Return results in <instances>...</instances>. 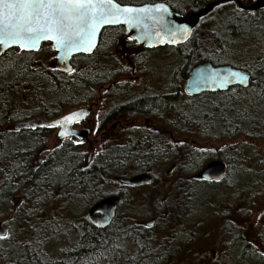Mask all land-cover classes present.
I'll use <instances>...</instances> for the list:
<instances>
[{
  "label": "trees",
  "instance_id": "1",
  "mask_svg": "<svg viewBox=\"0 0 264 264\" xmlns=\"http://www.w3.org/2000/svg\"><path fill=\"white\" fill-rule=\"evenodd\" d=\"M210 1L184 0L182 3L184 7L196 10ZM169 3L174 10L184 11L172 2ZM238 31L252 37L259 47L258 54L246 64L220 61V55L228 52L226 37ZM205 32L209 43H203L202 47L193 44V50L186 61L230 63L248 72L250 82L246 88L234 85L225 91L196 96L185 111L182 110V114L203 119L209 126L202 139H222L228 145L213 153L206 151L186 154L184 162L189 165L182 172L190 180L189 174L197 172L198 166L205 160H224L229 164L226 180L206 183L209 189L213 190L212 186L215 185L233 186L237 180L235 172L238 175L240 172L250 179L244 178L248 184L241 188V193H237L246 195L250 190H256L251 194L261 191L258 194L264 196V180H261L264 179V152H256L251 146L253 141L264 144V9L249 12L237 8L234 16L225 20L223 32L218 27L206 28ZM49 46L45 44L40 53H28L14 47L0 56V204L10 203L13 207L15 197H21L30 200L34 206L31 211H21L20 206L15 208V216L10 219L19 223L26 236L23 231L14 238L4 222L8 238H0V264H162L166 253L164 246L155 248L153 235L138 225L137 210L141 202L137 203L132 197L131 205L125 210L121 209L125 204V189L118 188V184L111 179L143 173L141 165L150 156L139 154L137 150L131 151L129 147L114 148L105 157V161L84 167L66 150H54L40 157L32 154V150H14L15 138L32 145L40 140L35 135L29 138L9 137L8 125L35 115L56 116L64 105L76 106L86 102L91 97L90 85L101 82L100 74L94 72L98 70V65L96 67L87 60L79 69V62L86 59L78 57L73 59V71L62 77L52 65L51 58L46 63L39 57L41 53L50 54ZM179 66L183 73L188 68L185 63ZM148 105L140 103L137 108L143 109ZM235 140L240 141L238 145ZM253 171H258L262 177L254 183L250 182ZM191 189L193 194L195 187L191 186ZM110 194H119L121 203L113 222L107 227L98 228L86 217H80L81 226L77 228L79 239L74 248L63 251L58 257H52L41 250V245L50 235L49 231L56 228L55 221L60 223L64 218L52 214L40 217L43 207L49 210L51 205L57 203L58 210L68 211V205L80 197L83 205L89 208L95 201ZM209 196L215 198L214 195ZM145 197L144 202L149 201V196ZM28 236V239L24 238ZM261 238L264 243V232ZM158 254L161 256L158 257ZM254 258L255 262H264L263 256L257 255Z\"/></svg>",
  "mask_w": 264,
  "mask_h": 264
},
{
  "label": "flooded vegetation",
  "instance_id": "2",
  "mask_svg": "<svg viewBox=\"0 0 264 264\" xmlns=\"http://www.w3.org/2000/svg\"><path fill=\"white\" fill-rule=\"evenodd\" d=\"M116 1L121 4L161 1L171 7L169 0ZM182 1L184 2L180 0ZM250 1L248 0L247 3ZM226 4H234L239 8L235 1L227 3L225 1L214 6L204 18L199 20L187 40L171 45L146 46L129 36L124 25L105 26L91 54L79 53L70 59L72 69L75 57L86 59L79 62L77 66L79 69L87 60H90L94 66L98 65V70L94 72L100 74L101 82L90 85L91 97L86 102L56 116L35 115L7 126L9 137L29 138L35 135V138L40 140L32 145V143H22L21 139L18 141L15 138L14 150L31 151L42 146L43 150L47 148L43 155L54 150H66L74 157L77 156L84 167L105 161V157L114 148L129 147L131 151L137 150L139 154L150 156L140 169L152 177L151 182L128 186L139 189L149 187L150 190L155 189L160 193H163L162 188H168L163 196L168 199L169 209L157 212L150 220L138 222L142 230L153 235L155 248L164 246L166 253L162 264H176L178 261L182 263L190 261L193 264L243 262L254 264L255 256L264 257L262 255L264 243L261 240L264 232V201H260L264 196L246 194L242 197L237 193L223 198L216 196L212 199L214 201H211L212 203L208 202L209 198L197 196L200 192L195 185L197 181L206 184L226 180L229 164L224 160L222 161L226 165V174L219 180L204 179L199 176L200 170L210 160H205L198 166L197 172L189 174L190 180L184 179L187 174L182 172V169L189 165L184 162L186 154L204 152L203 148L189 145L195 137L202 139V135L209 128L203 119L182 114V110L185 111V108L191 104L192 98L209 93L201 92L193 95L185 90V82L192 67L199 63H188L186 58L193 50V44L202 47L205 43L207 16ZM189 10L191 9L185 7L182 12L174 11L183 15ZM45 44L50 45L49 58L52 59L51 63L54 66L55 50L51 42H43L37 51L26 52L40 53ZM157 59L172 61L166 68L165 77L158 76L157 62H155ZM184 63L188 68L183 73L179 65ZM58 72L62 77L68 74L61 70ZM174 80H177L176 83L173 82ZM140 103L150 105L138 109ZM76 108H88L89 111L84 118L69 125L68 129L74 134L66 137L58 136L61 126L53 123L25 129L14 128V125L22 120L41 118L49 121ZM50 137L54 140V146L45 143ZM156 171L161 175L160 177L156 176ZM116 177L114 179L118 182V188L127 185L120 183ZM191 186L195 187L193 194H191ZM17 199L15 197V201ZM197 207H200L198 212L193 210ZM116 213L117 209L115 216ZM211 224L214 226L212 227ZM177 253L182 258H175ZM188 256L192 258L187 259Z\"/></svg>",
  "mask_w": 264,
  "mask_h": 264
},
{
  "label": "water",
  "instance_id": "3",
  "mask_svg": "<svg viewBox=\"0 0 264 264\" xmlns=\"http://www.w3.org/2000/svg\"><path fill=\"white\" fill-rule=\"evenodd\" d=\"M226 0H212L206 3L204 6L196 9L186 11L183 15L171 9V7L165 2H154V3H143V4H121L116 0L114 3L118 4L121 8L131 7L135 9L148 8L150 11L147 12H136L129 15L119 14L118 18L111 23L101 24L96 34L92 39L93 47L90 51L81 49L78 51H71L65 54L64 51L58 50L54 47L55 41L42 40L39 42L36 50H23V51H37L43 42H51L55 50V62L54 67L63 72L69 73L68 69H72L70 65V59L73 55L84 53L91 54L97 46L99 34L105 26L111 25H124L129 36L137 40L139 43L146 46H161L165 44H176L187 40L199 20L204 18L214 6L225 2ZM235 1L241 10L254 12L260 9H264V0H251L249 3H244L241 0ZM162 4L165 6L167 11L157 10L155 5ZM182 26H187L190 31L183 33ZM171 30V33L169 32ZM19 48V46H8L0 47V56L10 48ZM20 49V48H19ZM243 72L247 73L249 78L250 74L240 67H236L230 63L212 64L209 61H201L195 64L185 82V90L190 94H199L201 92H216L225 91L229 87L239 85L241 87H248L249 83L245 85L238 81V79H230L227 83L222 84L230 72ZM88 108H76L71 110L60 117L45 121L41 118H31L22 120L14 125L15 129H25L28 127H36L40 125L55 124L61 126L58 136L66 137L74 134L73 131L69 130V125L78 120L84 118L88 114ZM71 113H78L77 116L73 117L70 121H65L63 118L70 115ZM64 135H61V133ZM226 174V165L220 159H213L207 162L199 172V176L207 179L219 180ZM116 179L120 183L127 185H140L149 183L152 177L148 173H137L131 176H117ZM121 203V196L118 194H110L104 196L92 205L89 206L86 212V219L94 226L98 228L107 227L113 217L115 216L116 209ZM0 228L5 229L8 234L6 225L0 220Z\"/></svg>",
  "mask_w": 264,
  "mask_h": 264
},
{
  "label": "rangeland",
  "instance_id": "4",
  "mask_svg": "<svg viewBox=\"0 0 264 264\" xmlns=\"http://www.w3.org/2000/svg\"><path fill=\"white\" fill-rule=\"evenodd\" d=\"M169 1L175 4L176 6H179L180 9H183V10L185 9L183 3L180 2V0H169ZM247 1L248 0H243L244 3H247ZM236 10L237 8L234 4L233 5L226 4L225 6L221 8L213 10L206 18L208 23L205 28L210 29V28L218 27V29L221 30V32H223L225 20H229L230 18H232V16H234V12L236 13ZM223 35L221 36L224 37L227 34L224 36ZM226 38H228L226 41V44H227L226 47L228 48V52L220 55V61L222 62L229 61L231 63L233 62L234 64H246L249 59L255 57L258 54L259 47L255 44V41L252 39V37L248 36V34H246L245 32L241 33V31H238L236 32L235 35L228 36ZM205 43L206 45L209 43V40L207 38H206ZM49 55L50 54L41 53L39 57H41V59L46 62L49 59L48 57ZM155 62H157L156 65L158 67V74H159L158 76L162 77L163 75V77H165V74H166L165 72L167 70L166 68L170 66L172 61L165 60V59H157ZM73 107L75 106L64 105L62 107L61 113L68 111ZM239 142L240 141L235 140V144L238 145ZM45 143H47L50 146H54V140L52 137L47 138V142ZM251 143H252L251 146L255 148L256 152H264L263 143L258 142V141H253ZM189 146L203 148L204 152L209 151L210 153H213V152H217L221 148H226L228 145L222 139L217 140V141H210V140L206 141L204 139L195 137L193 142ZM46 150L47 148L46 149L44 148L43 150L41 146L38 149H33L32 154L36 155L37 157H40L43 155V153ZM76 157L77 156L73 158L76 159ZM235 175L237 177V180L233 186L230 184H227V186L215 185V186H212L213 190L207 187L208 184H204V183L197 181L195 185H196V188H199L198 190H200L199 194L197 193V196H202L204 198H210L209 195H214L215 197L221 196V198H223L227 195L236 194L238 191L241 190V188L245 184H248L247 183L248 181H246V179L244 178L246 177H248V179L250 178L249 176L242 175L240 172H239V175L236 174L235 172ZM156 176L160 177L161 175L156 171ZM0 177H1V174H0ZM250 177H251L250 182H253V183L255 180L257 181L259 180V178H262L259 175L258 171H253ZM185 178L186 176L184 177V179ZM111 179L113 182L118 184V182L114 178H111ZM261 180H264V179H261ZM123 188L125 189L126 199L124 200L125 204H123L121 209L125 210L126 208H128L131 205L130 198L134 197L135 198L134 201H137V203L141 202L139 209L137 210L138 220H142V221L150 220L151 216L155 215L157 212L166 211L169 209L168 199L163 196L164 193H166V190H168L167 187H164L161 189L163 193L157 192L155 189L150 190L149 187H142L141 189L138 188L134 190L133 189L134 187L126 185ZM153 190H155V192H153ZM255 191L256 190H250L249 194ZM260 192L261 191H259L258 193ZM258 193H255V194H258ZM56 194L57 193H55V195ZM147 195L149 196L150 199L149 201L144 202L145 196ZM240 195L243 197L245 194H240ZM199 199L200 197L198 198V200ZM211 201H212V198L210 199V202ZM260 201L263 202L264 198H261ZM127 203L129 204L127 205ZM19 206H20L21 211H25V209L28 211H31L34 209V206L32 205L30 200H28L27 198H21V197L16 200L15 205L13 207L10 203L8 205L2 204V203L0 204V220H2L8 225L10 231L12 232V236L14 238L16 237V235H19L23 231L26 236L25 230L19 225V223L16 222L15 219L13 221L10 220L11 218H13V216H15L14 215L15 208H19ZM51 206L52 207L49 209L51 212L47 210L46 207H43V209L40 210L41 214L39 216L47 217V214H52L53 216H57V215L64 216V218L60 223L55 221L56 228L51 229V231L53 232L49 231L50 235L41 245V250L46 251L52 257H58L60 254H63V251H66V250H69L75 247L79 239V231L77 230V228L81 226V224L79 223V221H81L80 217H86L88 206L83 205L80 197H77L73 201L72 205L71 204L68 205L69 207L68 211L64 209L58 210L57 203ZM193 210L198 212V210H200V207H197ZM208 216H210L209 213H208ZM211 226L213 227L214 225L211 224ZM24 238L28 239L29 236L24 237ZM180 257L181 256L179 255V253H177L175 258L180 259ZM190 258H192V256H188L187 259H190ZM176 264H193V263L190 261H186L185 263L178 261ZM254 264H264V263L254 262Z\"/></svg>",
  "mask_w": 264,
  "mask_h": 264
},
{
  "label": "snow or ice",
  "instance_id": "5",
  "mask_svg": "<svg viewBox=\"0 0 264 264\" xmlns=\"http://www.w3.org/2000/svg\"><path fill=\"white\" fill-rule=\"evenodd\" d=\"M155 7L167 11L162 4ZM147 11L150 9L121 8L113 0H0V47L36 50L40 41L48 40L55 41L54 47L65 54L81 49L90 51L101 24L114 22L119 14L127 16ZM180 30L190 31L187 26ZM169 32L172 34L171 30ZM230 79H238L245 85L250 82L247 73L233 71L221 83ZM77 115L71 113L63 119L70 121ZM0 238H8L5 229L0 228Z\"/></svg>",
  "mask_w": 264,
  "mask_h": 264
},
{
  "label": "bare ground",
  "instance_id": "6",
  "mask_svg": "<svg viewBox=\"0 0 264 264\" xmlns=\"http://www.w3.org/2000/svg\"><path fill=\"white\" fill-rule=\"evenodd\" d=\"M149 112V111H148Z\"/></svg>",
  "mask_w": 264,
  "mask_h": 264
}]
</instances>
